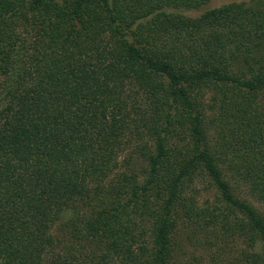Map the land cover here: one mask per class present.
<instances>
[{"label": "trees", "instance_id": "1", "mask_svg": "<svg viewBox=\"0 0 264 264\" xmlns=\"http://www.w3.org/2000/svg\"><path fill=\"white\" fill-rule=\"evenodd\" d=\"M212 1L0 0V264H264V0Z\"/></svg>", "mask_w": 264, "mask_h": 264}, {"label": "rangeland", "instance_id": "2", "mask_svg": "<svg viewBox=\"0 0 264 264\" xmlns=\"http://www.w3.org/2000/svg\"><path fill=\"white\" fill-rule=\"evenodd\" d=\"M251 0H215L210 4L204 6L200 10L186 11V14L190 16H199L206 10L220 8L225 5L232 3H241L249 2ZM259 101H264L260 99ZM201 186V187H200ZM199 186V191L202 195V198L205 200L212 199V193L208 190L207 185ZM175 240V251H176V261L178 264H211V257L216 256L217 248H215V241L210 237H203L201 235H194L189 229V226L186 225L182 219L179 223V228L176 233ZM244 247L243 242L238 240L234 246H230L227 251H225L224 256L221 254L222 260L229 259L233 260L239 258V254Z\"/></svg>", "mask_w": 264, "mask_h": 264}]
</instances>
